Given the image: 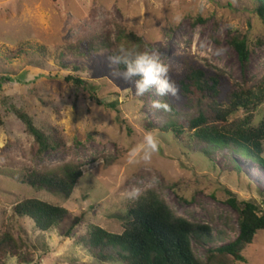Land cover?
<instances>
[{
	"label": "rangeland",
	"instance_id": "obj_1",
	"mask_svg": "<svg viewBox=\"0 0 264 264\" xmlns=\"http://www.w3.org/2000/svg\"><path fill=\"white\" fill-rule=\"evenodd\" d=\"M256 6L257 0H0V234L9 227L23 238L33 263L120 264L99 260L78 237L91 225L122 233L131 202L153 188L178 215L209 224L215 237L224 232L213 246L234 241L239 212L228 200L254 202L263 214L264 166L225 148L206 155V145L164 131L167 117L153 107L161 96L155 87L140 96L134 81L113 75L114 47L79 57L71 46L94 36L116 46L122 30L133 32L169 66L172 79L185 69L182 58L219 75V101L227 106L235 90L264 89V20ZM176 15L182 16L179 24ZM234 36L247 39L246 64ZM70 76L85 83L77 85ZM172 102L180 123L195 115L193 100L180 90ZM15 109L28 112L39 127L57 130L64 146L36 157L34 138ZM253 112L258 126L264 102ZM248 114L241 108L232 118ZM150 123L158 128L151 130ZM149 133L159 151L149 162L129 163L128 152ZM71 160L83 164V177L70 198L22 180L31 170ZM25 198L66 207L81 222L72 236L66 227L40 231L30 218L14 217V206ZM193 246L206 258L208 245L194 240ZM243 255L246 261L238 264H264V231Z\"/></svg>",
	"mask_w": 264,
	"mask_h": 264
},
{
	"label": "trees",
	"instance_id": "obj_2",
	"mask_svg": "<svg viewBox=\"0 0 264 264\" xmlns=\"http://www.w3.org/2000/svg\"><path fill=\"white\" fill-rule=\"evenodd\" d=\"M257 15L264 20V0H257ZM123 44L148 52L150 47L141 36L133 32L121 31L118 43L114 46L109 38L94 36L82 45H72V53L79 57L110 47L117 52ZM232 44L239 52L240 60L246 64L249 58V46L245 37L234 36ZM184 71L175 79L178 89L185 97L193 100L192 109L186 123L177 121L178 109L172 102V95L161 97L162 103H168L170 110L164 112L167 121L164 131H174L184 136L188 143L206 145V155L211 156L218 148L232 150L264 166V121L254 126V112L264 102V89L256 91L251 88L238 89L231 93L230 102L223 105L219 101L222 94L221 77L210 74L202 67L196 66L187 58ZM80 69L79 66H73ZM123 68V66H121ZM5 79L11 80L10 76ZM134 78V83H135ZM69 80L77 85L85 81L81 77L70 76ZM193 97V98H192ZM241 108L249 111L243 120L232 117ZM17 117L24 123L26 131L35 141L34 155L42 156L64 146L58 131L49 127H39L34 118L26 111L15 109ZM151 130L158 127L150 123ZM83 177V164L68 161L44 169L29 171L22 178L23 182L49 193L70 198ZM229 203L239 212L240 233L230 242L213 246L216 240L225 238V233L215 237L207 223H198L178 215L158 192L150 188L133 200L127 210L125 229L117 234L98 225L89 226L87 232L78 237L79 241L101 261H118L120 264H238L245 262L244 250L254 243L256 236L264 231V213L260 214L258 206L251 201H239L231 197ZM14 217L30 218L35 227L46 232L66 227L68 236L80 224L81 219L73 216L66 208L38 198H25L14 206ZM220 238V239H219ZM194 240L208 245L206 258L196 254ZM23 238L16 237L9 227L0 234V264L16 257L20 263H33V258L26 253ZM37 264V263H33Z\"/></svg>",
	"mask_w": 264,
	"mask_h": 264
},
{
	"label": "clouds",
	"instance_id": "obj_3",
	"mask_svg": "<svg viewBox=\"0 0 264 264\" xmlns=\"http://www.w3.org/2000/svg\"><path fill=\"white\" fill-rule=\"evenodd\" d=\"M173 19L176 24H179L182 16L176 15ZM110 62L116 66L113 70L114 76L121 77L125 81H133L134 78H138L135 79V89L140 96L149 92L153 87L161 97L169 94L178 95V85L169 74V66L161 62L157 56L121 44L117 52L110 57ZM153 107L165 111L170 110L168 103L160 101H153ZM158 151L159 142L155 135L146 134L143 142L128 152L129 163L149 162L153 154ZM136 194L132 193V195Z\"/></svg>",
	"mask_w": 264,
	"mask_h": 264
}]
</instances>
